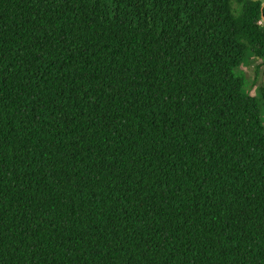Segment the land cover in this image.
<instances>
[{"label": "trees", "instance_id": "trees-1", "mask_svg": "<svg viewBox=\"0 0 264 264\" xmlns=\"http://www.w3.org/2000/svg\"><path fill=\"white\" fill-rule=\"evenodd\" d=\"M263 4L0 0V264H264Z\"/></svg>", "mask_w": 264, "mask_h": 264}, {"label": "rangeland", "instance_id": "rangeland-1", "mask_svg": "<svg viewBox=\"0 0 264 264\" xmlns=\"http://www.w3.org/2000/svg\"><path fill=\"white\" fill-rule=\"evenodd\" d=\"M259 64V62H254L253 60H252V58H249L248 60H247V62H246V64H244L243 66H242V70H243V72H244V74L246 75V78H247V80H248V83H252V82H255V75H254V71H255V67L257 66ZM261 70V69H260ZM259 70V71H260ZM262 83H263V79H262V77L259 75L258 77H257V81L255 82V86L254 87H252V85H251V87L250 88H252L251 89V95L252 96H257V87H259V86H261L262 85ZM260 120H261V123H262V125H263V127H264V104L263 105H261V107H260Z\"/></svg>", "mask_w": 264, "mask_h": 264}, {"label": "water", "instance_id": "water-1", "mask_svg": "<svg viewBox=\"0 0 264 264\" xmlns=\"http://www.w3.org/2000/svg\"><path fill=\"white\" fill-rule=\"evenodd\" d=\"M263 7H264V4H263ZM263 20H264V18H263Z\"/></svg>", "mask_w": 264, "mask_h": 264}]
</instances>
